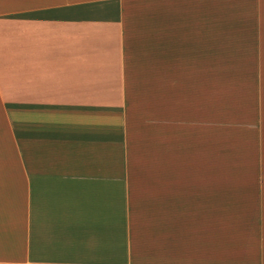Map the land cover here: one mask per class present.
<instances>
[{
  "label": "crops",
  "instance_id": "obj_1",
  "mask_svg": "<svg viewBox=\"0 0 264 264\" xmlns=\"http://www.w3.org/2000/svg\"><path fill=\"white\" fill-rule=\"evenodd\" d=\"M0 264H264V0H0Z\"/></svg>",
  "mask_w": 264,
  "mask_h": 264
}]
</instances>
